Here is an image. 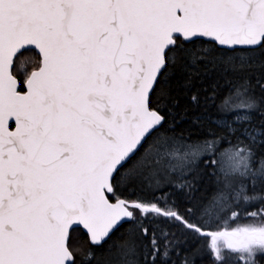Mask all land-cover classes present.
<instances>
[{"label": "snow or ice", "instance_id": "6c2138e0", "mask_svg": "<svg viewBox=\"0 0 264 264\" xmlns=\"http://www.w3.org/2000/svg\"><path fill=\"white\" fill-rule=\"evenodd\" d=\"M0 264H264V0H0Z\"/></svg>", "mask_w": 264, "mask_h": 264}]
</instances>
